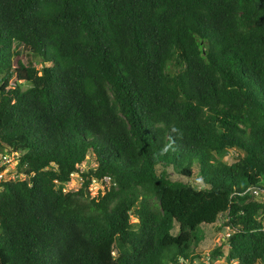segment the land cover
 I'll return each mask as SVG.
<instances>
[{
  "label": "trees",
  "instance_id": "1",
  "mask_svg": "<svg viewBox=\"0 0 264 264\" xmlns=\"http://www.w3.org/2000/svg\"><path fill=\"white\" fill-rule=\"evenodd\" d=\"M0 152V264H264V0H0Z\"/></svg>",
  "mask_w": 264,
  "mask_h": 264
},
{
  "label": "rangeland",
  "instance_id": "2",
  "mask_svg": "<svg viewBox=\"0 0 264 264\" xmlns=\"http://www.w3.org/2000/svg\"><path fill=\"white\" fill-rule=\"evenodd\" d=\"M16 49L19 51V58L22 59L25 63L28 60H31L33 64L37 68H41L42 63L40 62V59L38 56L33 54L32 52H29L28 50H25L23 46L19 43H15ZM235 150L229 149L228 152L222 157V160L231 163L235 159ZM2 153L0 152V167H3L1 171L2 174H4L7 178H19L22 179L25 176L22 173H18L17 171V163L18 158L16 154L10 155L8 162H3ZM87 162L83 164V168H86L90 162L92 161L91 156H88ZM89 159V161H88ZM15 172V173H13ZM176 177V175H173ZM78 180L74 177L66 184V189L68 190H76L78 188ZM94 195V190L91 191V196ZM264 223V218H263ZM216 228L212 226H205V227H198L197 233L201 234V240L200 242L195 246V250H197L200 254L199 256L195 257L193 261H191V264H228L226 259L221 256H215L211 257L210 251L219 246H221V251L225 255L227 252V245L224 242L225 237L228 235L229 230L226 227ZM2 230V226H0V232Z\"/></svg>",
  "mask_w": 264,
  "mask_h": 264
},
{
  "label": "built area",
  "instance_id": "3",
  "mask_svg": "<svg viewBox=\"0 0 264 264\" xmlns=\"http://www.w3.org/2000/svg\"><path fill=\"white\" fill-rule=\"evenodd\" d=\"M13 154H16V153L3 154L2 155L3 162L4 163L5 162H8L9 161V158H10V155H13ZM81 169L83 170L84 168L82 167ZM13 173H15V172H13ZM72 177H74V178H76L78 180V182H79L78 186H80L82 184V181L83 180H82V178L79 176V174L77 172L71 173V179H72ZM1 178L6 179L7 177L4 174H2L1 171H0V179ZM9 179H13V178H9ZM70 180L68 182H70ZM110 181L111 180H110V177L109 176H103L102 178H99V179L98 178H92L91 179V182H90V184L88 186V190H89L90 194H91V191L92 190H94V195L96 194V192L99 189L104 190L105 187H108L109 186ZM67 183H65V185H64V187L62 189L64 192L69 191L68 189H66V184ZM262 191L264 193V189H262ZM253 192H254L255 195H258L259 194V191L258 190H254ZM260 194H261V190H260Z\"/></svg>",
  "mask_w": 264,
  "mask_h": 264
}]
</instances>
